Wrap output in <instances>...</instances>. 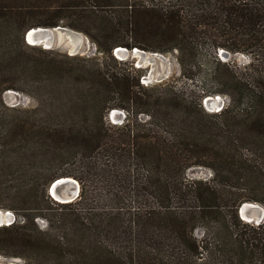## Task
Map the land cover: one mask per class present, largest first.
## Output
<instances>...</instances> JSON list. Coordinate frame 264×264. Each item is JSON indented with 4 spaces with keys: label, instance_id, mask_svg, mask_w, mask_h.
I'll list each match as a JSON object with an SVG mask.
<instances>
[{
    "label": "trees",
    "instance_id": "16d2710c",
    "mask_svg": "<svg viewBox=\"0 0 264 264\" xmlns=\"http://www.w3.org/2000/svg\"><path fill=\"white\" fill-rule=\"evenodd\" d=\"M57 26L101 58L48 60L52 51L24 40ZM118 47L175 53L200 86L143 87L132 66L107 64H120ZM220 50L249 62H223ZM5 90L36 106L6 107ZM213 96L228 103L208 113ZM194 167L210 177L189 178ZM61 177L79 184L73 202L47 193ZM0 196L15 215L2 246L17 249L3 255L33 264H264V222L237 213L264 205V0H0Z\"/></svg>",
    "mask_w": 264,
    "mask_h": 264
},
{
    "label": "rangeland",
    "instance_id": "374dc122",
    "mask_svg": "<svg viewBox=\"0 0 264 264\" xmlns=\"http://www.w3.org/2000/svg\"><path fill=\"white\" fill-rule=\"evenodd\" d=\"M80 34L83 36L84 39L80 46L79 51L74 56L79 57V58H87V57L101 58V55L96 53V48L89 41V39L88 41H86L85 40L86 36L82 33ZM10 42L13 43L14 45L17 44V39L15 38V36L11 37ZM34 48L44 50L41 46H34ZM50 51H52L53 54L48 56L47 58L48 60L49 58H53L56 61H60L63 63L71 62V64L73 65H77L81 63V61L79 60L69 61L68 59H66L64 55H68V53L66 49L64 48V46L59 45V43L57 46H54ZM147 55L149 56V53H147ZM28 56H30L33 59H38L39 61H42V59H44V55L40 54L38 51H29ZM113 56L117 60V62L120 64H115L114 62L110 60H106L109 67L110 68L113 67L114 69L115 68L119 69L120 67L127 68V67L132 66L136 70V75L139 78V83L143 87L152 86L154 84H158L161 82H167V83L176 85L177 87L185 90L187 93H190V90L192 91L197 90V88L200 86V79L198 77L196 78V81L192 82V81L184 79L181 76L180 68L176 61L175 53L158 54V57L154 58L152 62H147V60L142 62V61H139V59L137 58L136 59L132 58L130 55L125 58H121L120 55L115 54L114 52H113ZM227 61L235 63L239 66H245L248 64L249 58L245 54H231L230 58ZM5 78H7V75L6 74L3 75L2 73V80H4ZM27 79L28 80L31 79V76L27 75ZM26 88L28 89L29 87H26ZM219 97H220L219 99L220 106H217L218 108L216 106L215 107L212 106L211 108L213 109L217 108L216 110H213V111H211L209 108H205L203 105V100H202V106L204 110L208 113H213V112L219 111L223 106H226L228 103V99L225 96H219ZM1 99H2V103L6 107L32 109L36 106L35 100L25 92L5 90V91H2ZM118 112L120 114L116 115L115 119H113L114 122L116 123H119V121H121L124 117V113L121 110H118ZM108 120L112 123V121L109 118V115H108ZM62 168H70V167L63 166ZM71 169L73 168L71 167ZM186 174L189 178L208 179L210 177V171L204 167L191 168L187 171ZM72 179L75 180L74 178ZM4 204H8V201L4 200V198L0 196V205H4ZM258 205H260V207H262L264 210V205H261V204H258ZM50 206L55 209L54 205L50 204ZM262 222H264V220ZM35 223L38 226V228L41 230H44L47 227L46 223L41 219L35 220ZM249 224L255 225L253 223H249ZM201 232H202L201 229H198L196 231V236L199 237L201 235ZM3 238L4 236L2 235V232H0V264H33L32 262L24 261L20 257H14V256L11 257V256L3 255V254H12L14 252H17V249L14 246H9V247L2 246Z\"/></svg>",
    "mask_w": 264,
    "mask_h": 264
},
{
    "label": "water",
    "instance_id": "95a60500",
    "mask_svg": "<svg viewBox=\"0 0 264 264\" xmlns=\"http://www.w3.org/2000/svg\"><path fill=\"white\" fill-rule=\"evenodd\" d=\"M70 36L72 40L70 39ZM78 36L82 37L80 33L61 26L53 28L37 27L29 29L24 35V40L30 46H41L45 50H51L59 43V45L64 46L69 56H74L79 51L83 42V39H81L80 42L78 41ZM85 40L88 41V38L85 37ZM114 53L120 55L121 58H125L130 55L132 58H137L142 62L145 60H147V62H152L154 58L158 57L157 53H149L148 56V52L136 48L128 51L125 48L118 47L115 49ZM218 56L223 62H226L230 58L231 54L224 50H220ZM203 105L205 108H209L211 111H213L218 107L216 109L211 107L214 105L220 106V100L216 96L205 97L203 99ZM118 114L120 113L116 109L110 112L109 118L112 123L116 124V122H114L112 119V116L115 118V116ZM70 179L73 180L69 177H61L54 180L47 188V193L50 198L59 203L73 202L79 195V184L76 188V191H74L73 187L75 184L69 183ZM54 194L59 195L61 200L64 201L55 199L53 196ZM259 206L260 205L254 202H243L237 209L238 216L246 223L258 225L264 220V214L261 215V209ZM14 221L15 216L12 214V212L8 210H0V227L10 226L14 223Z\"/></svg>",
    "mask_w": 264,
    "mask_h": 264
},
{
    "label": "bare ground",
    "instance_id": "6f19581e",
    "mask_svg": "<svg viewBox=\"0 0 264 264\" xmlns=\"http://www.w3.org/2000/svg\"><path fill=\"white\" fill-rule=\"evenodd\" d=\"M70 39L72 40L71 36H70ZM81 39H84L83 36H82V37L78 36V41H79V42L81 41ZM216 97L220 99L219 96H216ZM215 106L217 107L218 105H214V107H215ZM112 119H115V118L112 116ZM69 183H71V184H75L74 187H73V190L76 191V188L78 187V183H77L75 180L73 181V180H71V179L69 180ZM53 196H54V198L57 199V200L64 201V200H61V197H60L59 195H57V194H54ZM259 207H260V206H259ZM260 209H261V212H260V213H261V215H263V214H264V210H263V208H261V207H260Z\"/></svg>",
    "mask_w": 264,
    "mask_h": 264
},
{
    "label": "built area",
    "instance_id": "2783aa9c",
    "mask_svg": "<svg viewBox=\"0 0 264 264\" xmlns=\"http://www.w3.org/2000/svg\"><path fill=\"white\" fill-rule=\"evenodd\" d=\"M218 112V111H217Z\"/></svg>",
    "mask_w": 264,
    "mask_h": 264
}]
</instances>
